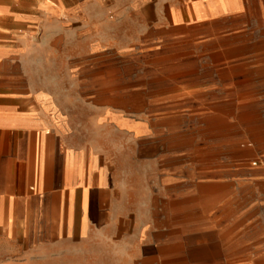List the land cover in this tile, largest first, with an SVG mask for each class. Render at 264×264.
I'll list each match as a JSON object with an SVG mask.
<instances>
[{"label":"crops","instance_id":"1","mask_svg":"<svg viewBox=\"0 0 264 264\" xmlns=\"http://www.w3.org/2000/svg\"><path fill=\"white\" fill-rule=\"evenodd\" d=\"M233 34L264 35V0H0V264H214L198 156L185 170L155 124L105 105L104 66ZM255 146L239 217L264 264V130Z\"/></svg>","mask_w":264,"mask_h":264},{"label":"rangeland","instance_id":"2","mask_svg":"<svg viewBox=\"0 0 264 264\" xmlns=\"http://www.w3.org/2000/svg\"><path fill=\"white\" fill-rule=\"evenodd\" d=\"M221 45L155 51L130 63L124 56L119 64L105 65L104 104L155 124L153 137L178 140V147L170 143L168 149L183 150L185 170L192 168V154L198 156L200 181L215 190L216 233L221 236L214 250H207L214 253V264H249L254 258H243L239 216L248 180L243 170L247 174L256 167V136L264 130V35L233 34ZM112 91L120 96L107 97Z\"/></svg>","mask_w":264,"mask_h":264}]
</instances>
